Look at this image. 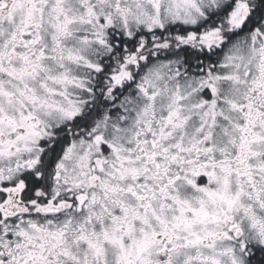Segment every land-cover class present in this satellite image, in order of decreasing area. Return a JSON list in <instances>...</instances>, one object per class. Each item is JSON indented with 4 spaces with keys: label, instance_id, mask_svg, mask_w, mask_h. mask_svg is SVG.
Returning a JSON list of instances; mask_svg holds the SVG:
<instances>
[{
    "label": "snow or ice",
    "instance_id": "6c2138e0",
    "mask_svg": "<svg viewBox=\"0 0 264 264\" xmlns=\"http://www.w3.org/2000/svg\"><path fill=\"white\" fill-rule=\"evenodd\" d=\"M0 264H264V0H0Z\"/></svg>",
    "mask_w": 264,
    "mask_h": 264
}]
</instances>
